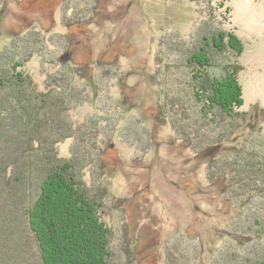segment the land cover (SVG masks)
<instances>
[{
	"label": "rangeland",
	"instance_id": "1",
	"mask_svg": "<svg viewBox=\"0 0 264 264\" xmlns=\"http://www.w3.org/2000/svg\"><path fill=\"white\" fill-rule=\"evenodd\" d=\"M97 1L3 0L0 50L31 26L66 47L52 42L46 61L35 57L27 69L41 90L53 76L67 72L73 91L85 98L72 111L74 122L105 130L100 139L107 151L106 171L88 169L85 179L105 204L100 220L118 234V248L120 239L124 245L128 240L138 254L137 264H171L182 249L189 261L198 258L203 245L205 258L199 264H206L220 258L221 250L226 257L234 255L229 245L236 242H230L229 232L249 228L262 237L238 254L264 258L263 198L255 195L247 207L229 202L236 194L248 195L257 175L264 176L253 170L264 160V0H99V11L88 12ZM74 6L96 19L75 23ZM210 14L242 41L233 63L242 68L238 77L244 105L219 118L216 129L225 131L228 140L196 153L198 143L190 146L174 133L171 122L179 112L164 104L168 89L176 100L183 95L178 88L185 90L183 71L172 65L181 57L177 48L183 42L190 45ZM63 52L67 58L57 61ZM180 124L185 123H179L183 128ZM73 144V139L61 144V154L69 156ZM236 154L241 155L233 159L236 166H225L232 160L227 157ZM211 158L235 182L228 191L221 182L211 183Z\"/></svg>",
	"mask_w": 264,
	"mask_h": 264
},
{
	"label": "trees",
	"instance_id": "2",
	"mask_svg": "<svg viewBox=\"0 0 264 264\" xmlns=\"http://www.w3.org/2000/svg\"><path fill=\"white\" fill-rule=\"evenodd\" d=\"M95 4L88 12L99 11V0ZM70 11H76L75 23L81 25L96 19L85 17L75 6ZM225 25L226 22H219L210 14L196 28L190 45L183 42L184 46L177 48L181 57L172 64L184 72L181 85L185 90L178 88L183 95L176 100L168 89L164 105L175 109V114L179 112L178 118L171 122L174 133L190 146L198 143L195 148L192 145L196 153L224 144L228 135L222 129L217 130L216 125L232 114V108L244 105L243 86L238 77L242 68L233 60L241 54L242 41ZM52 42L55 47L60 44L66 48L59 40L55 42L31 26L0 50V264H137L138 254L127 237L125 245L120 239L118 248V234L100 220L105 204L95 193L94 184L89 186L85 179L88 169L102 175L106 171L107 151L100 139L105 130L100 132L74 122L72 111L85 98L73 91L67 72L53 76L46 90H41L27 69L35 57L46 61V49ZM68 54L63 52L57 61ZM164 82L167 85L166 79ZM164 111L168 113L166 108ZM246 115L247 112L242 118ZM182 121L186 126L180 124L183 128H179ZM207 125L214 128L207 129ZM70 139L74 144L70 155L64 156L60 146ZM240 156L227 157L232 160L225 162V166H236L237 160L233 159ZM210 162L211 183L221 182L228 191L235 182L230 181L216 159L211 158ZM230 170L233 169L227 172L231 173ZM253 170L264 174V160ZM257 177L260 178L249 186L248 195L236 194L229 202L247 207L257 194L264 201V176ZM229 233L230 242H236V246L229 245L236 248H232L234 255L226 257L221 250L220 258L206 264H264V258L238 254L246 251V243L261 238L260 232L253 233L248 228ZM202 248L203 245L198 258L190 261L185 249L178 251L180 256L172 257L171 264H199L205 258ZM119 254L126 258L118 259Z\"/></svg>",
	"mask_w": 264,
	"mask_h": 264
}]
</instances>
